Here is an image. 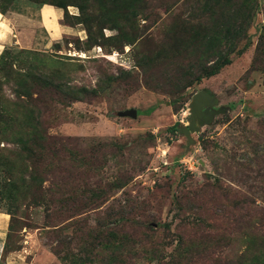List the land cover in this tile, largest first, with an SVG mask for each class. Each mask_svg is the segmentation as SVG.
<instances>
[{
  "label": "rangeland",
  "instance_id": "374dc122",
  "mask_svg": "<svg viewBox=\"0 0 264 264\" xmlns=\"http://www.w3.org/2000/svg\"><path fill=\"white\" fill-rule=\"evenodd\" d=\"M112 1L0 0L13 38L0 47L7 250L29 247L28 264H264V62L253 65L264 0L242 53L187 89L173 67L197 58L198 21L180 23L189 0H121L117 29L100 22ZM84 88L96 94L73 99ZM200 90L221 113L200 119L189 141L183 129ZM32 124L45 150L70 141L62 162L47 151L29 159L15 144L31 139ZM47 164L27 194L20 180L10 183L15 170ZM179 249L193 257L176 263Z\"/></svg>",
  "mask_w": 264,
  "mask_h": 264
},
{
  "label": "trees",
  "instance_id": "16d2710c",
  "mask_svg": "<svg viewBox=\"0 0 264 264\" xmlns=\"http://www.w3.org/2000/svg\"><path fill=\"white\" fill-rule=\"evenodd\" d=\"M156 1V0H153ZM41 5H45V2H40ZM107 3V2H106ZM132 0L129 1V5H132ZM188 11L191 15L181 21V25L185 27L191 26L190 20H197L198 25L196 29L198 30L197 37L199 38V45L196 50L197 58L195 61L187 62H178L174 69H179L182 72V80L179 82L183 89L192 87L193 85L199 84L204 78L221 71L223 68L231 64V55L242 53L243 49H240L242 43L248 38V31L252 26L253 20L256 16V13L259 8L258 0H189L188 2ZM122 5L121 7L119 5ZM126 6V7H129ZM112 10L110 13H105L100 22L104 25L112 24L113 29H117L119 25V18L116 15V9L119 10L125 9L122 1H112L110 2ZM60 8L65 9L66 5L59 6ZM81 15L79 19L81 23L85 24L88 27L90 32V24L93 23L92 16L86 13L85 7H80ZM108 23V24H106ZM175 27H179L175 26ZM264 62V25L262 26L260 38H259V47L257 49V59H255L253 65L256 66V62ZM85 94V97L90 95H95V91H89L88 89H75L73 91V99L80 100L79 97L81 94ZM30 135L25 139L24 137H18L16 145L24 146V149L28 152V158H39L46 155L45 151L49 153L55 162L59 164L63 161L64 152H66L65 145L70 144L69 140H57L60 141L59 145L52 149L48 147L46 150L43 145L45 144V139L37 138L40 135L38 124H32L30 126ZM69 142V143H68ZM35 143L34 145H32ZM50 145H57L53 142ZM67 145V146H68ZM49 146V145H48ZM66 146V147H67ZM35 147V148H34ZM63 153V154H62ZM80 163H83V159L79 160ZM51 166L50 164L35 166L32 168V173L25 174V169L15 170L13 173L14 179L12 178L10 183H14L16 180H20L22 189L24 193L35 188V185L40 186L41 176L46 173V166ZM17 178V179H16ZM10 192L18 191L17 186L8 185ZM21 192H18L17 197H21ZM30 193V192H29ZM37 193L36 191L34 192ZM41 193L44 194L42 191ZM27 194V193H26ZM37 201H43V197L40 194L35 196ZM232 201H235L237 208L243 209V203L239 202L238 196L235 195L232 198ZM16 214H14L15 216ZM8 240L5 246V252L8 254L10 252L20 251H8L7 250ZM188 257H193L187 252L182 253V250L179 249L175 260L176 263L182 262Z\"/></svg>",
  "mask_w": 264,
  "mask_h": 264
},
{
  "label": "water",
  "instance_id": "95a60500",
  "mask_svg": "<svg viewBox=\"0 0 264 264\" xmlns=\"http://www.w3.org/2000/svg\"><path fill=\"white\" fill-rule=\"evenodd\" d=\"M214 97L207 90H200L193 98L190 104L191 107V122L188 128L183 129V132L189 141H192V134L198 131L199 120L202 119L206 124H210L213 117L220 114L221 111H214L208 107L213 106ZM126 116L137 118V112L130 110L125 112Z\"/></svg>",
  "mask_w": 264,
  "mask_h": 264
},
{
  "label": "crops",
  "instance_id": "0c3cea01",
  "mask_svg": "<svg viewBox=\"0 0 264 264\" xmlns=\"http://www.w3.org/2000/svg\"><path fill=\"white\" fill-rule=\"evenodd\" d=\"M44 11L45 10H43V13ZM3 20L4 18L0 14V32L3 35L5 34V36L7 37V40H2L0 35V47L5 46L6 43H10V41L13 40L12 36L6 33L5 30H3L2 27L5 26ZM44 20L47 21L45 16H44ZM48 21L51 22L50 20ZM8 228H9L8 215L0 213V262L4 260L5 264H28L27 262L28 255L26 254V251H29V247H25L21 251L10 252L8 254L5 252V246L8 238Z\"/></svg>",
  "mask_w": 264,
  "mask_h": 264
}]
</instances>
